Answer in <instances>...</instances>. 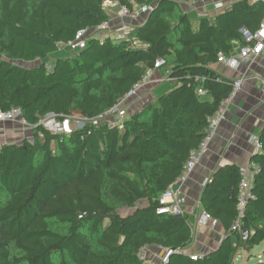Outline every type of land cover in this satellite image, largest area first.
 Returning a JSON list of instances; mask_svg holds the SVG:
<instances>
[{
    "label": "trees",
    "instance_id": "1",
    "mask_svg": "<svg viewBox=\"0 0 264 264\" xmlns=\"http://www.w3.org/2000/svg\"><path fill=\"white\" fill-rule=\"evenodd\" d=\"M107 1L0 0V112L21 107L33 128L32 139L0 145V264H145L143 246L171 250L166 264H233L264 242V126L252 157L261 166L257 198L241 217L254 230L248 239L233 228L237 164L220 168L202 192L205 211L228 232L214 251L193 259L184 251L193 239L188 215L157 208L232 90L234 80L211 65L247 43L241 29L260 27L264 1L237 0L214 19L194 20L180 3L200 0H116L131 10L153 6L132 32L139 46L91 34L48 68L61 43L112 19ZM158 58L171 68L173 89L128 114L122 128L95 124ZM48 113L89 121L58 134L40 123Z\"/></svg>",
    "mask_w": 264,
    "mask_h": 264
},
{
    "label": "crops",
    "instance_id": "2",
    "mask_svg": "<svg viewBox=\"0 0 264 264\" xmlns=\"http://www.w3.org/2000/svg\"><path fill=\"white\" fill-rule=\"evenodd\" d=\"M235 1L237 0H203L182 2L180 5L194 20L202 17L214 19L218 13ZM218 2L224 3L221 9L216 8ZM111 13H113L112 18H114L115 13ZM146 17L147 15L143 14L137 20L126 19V21L136 26L143 23ZM117 21V18L113 20L114 23ZM240 46L235 44L230 55L237 57ZM211 68L234 81L243 77L244 82L241 90L229 106L226 119L221 123L208 152L184 186L187 196L184 211L188 215L193 233L192 242L184 248V251L191 255H204L214 251L228 234L218 220L216 225L202 222L205 209L201 197L206 186L205 181L211 180L216 172L226 165H248L252 161L253 155L258 152L253 138H259L264 126V54L254 60L239 59V66L235 68L220 61L213 63ZM164 76L162 69H157L152 73L148 82L140 88L134 97L129 99L126 107L129 115L141 110L150 102L157 100L162 94L173 89L175 80H166ZM12 123L21 125L20 122L16 121L0 122V140L3 137L11 139L19 136L20 133L17 130H15V137H13L11 131L4 133L1 129L3 126ZM148 249L152 264H161L168 252L161 247H148ZM248 250L245 251L248 252ZM243 253L244 250H241L239 255L242 256Z\"/></svg>",
    "mask_w": 264,
    "mask_h": 264
},
{
    "label": "built area",
    "instance_id": "3",
    "mask_svg": "<svg viewBox=\"0 0 264 264\" xmlns=\"http://www.w3.org/2000/svg\"><path fill=\"white\" fill-rule=\"evenodd\" d=\"M203 1V0H200ZM253 1H264V0H253ZM224 6L223 2L216 3V8L221 9ZM105 7L110 12H114V18L110 21L103 22L97 29L89 31L87 29L79 30L76 33L75 39L68 43H61V48H66L68 51H79L83 49L86 45V39L91 34L98 36L99 38L107 37L103 33L111 32L112 37L116 41H131L134 47L139 46L138 41L132 38V32L135 25L126 21V19L137 20L141 15L149 13L153 6L152 5H141L136 7L134 10H131L125 5H121L116 0H109L105 3ZM118 19L117 23H114V19ZM101 31V32H100ZM241 33L243 38L247 42L245 45H241L238 50V56L234 55L225 56L224 54H219L218 61L226 63L231 67L239 66V59L242 60H254L257 57L264 54V21L261 23L260 28L253 31L249 28H242ZM48 68L51 66L48 65ZM162 69L164 72V79L174 80L171 75V68L165 58H158L154 64V68L149 69L142 80L135 84L131 90L124 95L117 104L107 110L103 115H100L93 122L99 123L100 121L107 122L110 127L119 126L123 127L124 119L128 116L127 105L129 99L134 97L140 88L145 85L150 79L152 73L157 70ZM244 78L237 79L232 84V90L229 95L225 97L220 103L218 109L208 117L207 126L204 130V138L195 149L191 150L189 157L185 163L184 170L179 177L171 184L166 191L159 198V206L157 212L159 214H174L181 215L184 214V207L187 202V196L185 193L184 186L191 176L192 172L197 168L201 163L203 157L208 152L211 143L216 137L221 123L226 119L227 111L229 106L232 104L237 93L241 90L243 86ZM264 83V82H263ZM200 95H205L206 91L202 88L198 89ZM62 117V119H61ZM22 122L27 123L23 118L21 107H13L10 110L0 112V122ZM89 121L88 118H82L79 116H61L55 113H48L40 123L43 124L46 128L51 130L54 133L60 134H69L72 132V123L75 122L77 128H83L86 123ZM253 142L255 148L258 152L262 151V144L259 141V138L254 137ZM261 166L259 163L251 161L246 166H240V184H239V195H238V219L236 220L233 228L240 231V234L244 240L248 239L249 236L254 232L253 229H244L242 228L241 217L245 214V209L250 200H255L257 197L253 193V182L256 174L260 171ZM212 180H206L205 184L211 182ZM202 222L207 224L216 225L217 220L212 217V215L204 211L202 215ZM168 251L165 257L162 260L161 264H166L169 259ZM193 259H197V255L191 256ZM240 255L238 254L233 264H236V261ZM140 259L145 264H152L150 258L148 247L144 246L140 248Z\"/></svg>",
    "mask_w": 264,
    "mask_h": 264
},
{
    "label": "rangeland",
    "instance_id": "4",
    "mask_svg": "<svg viewBox=\"0 0 264 264\" xmlns=\"http://www.w3.org/2000/svg\"><path fill=\"white\" fill-rule=\"evenodd\" d=\"M101 32V31H100ZM94 35V34H92ZM103 35L108 36L112 35L111 32L103 33ZM69 54H74L73 52L68 51L65 47L59 49V51L56 53V56L53 55L51 56L50 59L47 60V63L49 66L54 63V60L57 56H66ZM18 64L23 65V66H31L33 63H25L22 61H17ZM129 103V102H127ZM128 111V109H127ZM129 114V112H128ZM21 125H26V127L21 126L19 124H11V125H5L1 129L5 132H10L13 134L15 137V130L19 131L20 134L19 136L11 139L7 138H2L0 140V145L7 144V143H21L24 139H32L33 138V128L30 126L28 123H22L20 122ZM8 126V127H7ZM236 264H264V242L261 243L260 245L255 246L252 249H249L248 252L244 250V253L242 256L238 258L236 261Z\"/></svg>",
    "mask_w": 264,
    "mask_h": 264
},
{
    "label": "water",
    "instance_id": "5",
    "mask_svg": "<svg viewBox=\"0 0 264 264\" xmlns=\"http://www.w3.org/2000/svg\"><path fill=\"white\" fill-rule=\"evenodd\" d=\"M247 249H250V247H248ZM172 254V252L169 253V256Z\"/></svg>",
    "mask_w": 264,
    "mask_h": 264
}]
</instances>
